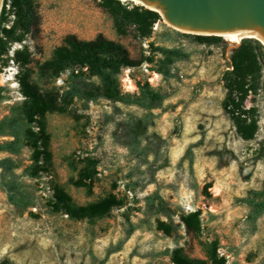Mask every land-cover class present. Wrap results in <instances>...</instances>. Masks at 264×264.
<instances>
[{
	"label": "rangeland",
	"instance_id": "374dc122",
	"mask_svg": "<svg viewBox=\"0 0 264 264\" xmlns=\"http://www.w3.org/2000/svg\"><path fill=\"white\" fill-rule=\"evenodd\" d=\"M33 2L40 19L38 32L22 44H13L9 54L12 58V51L15 54L27 47L30 56L23 59L30 64L24 67L10 61L7 68L0 65V75H17L12 82L0 81V87L9 92V101L0 104V120L10 114L14 104L25 100L20 83L27 71L44 88L52 86L41 81L40 66L71 35L92 41L102 34L122 44L135 61L143 55L149 57L152 44L182 48L190 58L174 65L173 77L168 80L161 75L155 78L153 64L123 69L120 82L124 93H138V85L149 82L168 95L162 109L152 112L153 124L142 131L144 143H151L156 150V155L146 161L135 159L117 144L114 133L129 115L142 118L149 116L147 111L105 100L85 108L75 100L69 115L48 117L52 170L41 179H26L36 192V208L17 210L0 189V264H173L167 251L182 247L191 257L206 259L200 241L213 240L219 241V253L228 264H264V215L252 225L247 221L249 209L237 203L250 191L264 190V57H259L263 69L261 89L246 102L248 108L258 110L259 132L254 141L246 142L222 108L226 97L222 80L232 69L237 46L227 38L211 46L201 44L191 37L176 35L163 20L155 25L149 39L141 40L134 32L121 37L100 0ZM121 2L130 9L143 7L136 2ZM12 3L13 0H2L8 14ZM9 20L8 29L15 17L10 15ZM167 33L174 40L167 41ZM244 41L257 40H242L241 45ZM69 75H63L56 87L66 88ZM126 79L134 83L135 91L127 89ZM93 81L99 84L98 79ZM31 155L30 150H25L20 159L29 165ZM88 157L99 161L92 196L70 184L71 177L77 176L70 164L80 169L81 161ZM55 186L63 187L79 205L109 194L124 200L125 205L114 209L111 218L96 224L74 221L52 212L49 201ZM155 193L168 203L176 225H181L177 236L167 237L157 231L156 220L167 221L165 216L146 213V199ZM194 213H201L200 239L181 221L183 214ZM130 222L134 232L127 240L132 230Z\"/></svg>",
	"mask_w": 264,
	"mask_h": 264
},
{
	"label": "trees",
	"instance_id": "16d2710c",
	"mask_svg": "<svg viewBox=\"0 0 264 264\" xmlns=\"http://www.w3.org/2000/svg\"><path fill=\"white\" fill-rule=\"evenodd\" d=\"M104 9L111 15L114 28L121 37L134 32L141 40L152 37L154 27L162 18L159 13L144 7L130 9L120 0H100ZM15 20L10 29L9 16ZM40 19L33 0H13L9 14L6 9L0 16V65L7 68L10 61L27 67L30 61L28 48L16 52L14 58L9 54L13 44H22L26 39L38 32ZM178 36L191 37L201 44L215 45L221 37H204L186 35L175 32ZM167 41H172L173 35H164ZM152 53L145 55L139 61L130 57L128 50L120 43L108 40L100 34L95 40H80L76 35L68 36L62 46L57 48L53 57L40 66L42 84L34 81L32 73L28 72L21 78V94L25 98L22 103L11 107L10 114L0 120V189L7 196L8 203L19 211H28L37 206V195L34 188L26 182L38 180L49 173L53 167V153L51 151L52 135L49 132L48 117L50 115H69L70 106L75 100L82 102L85 108L91 103L105 100L115 104L137 107L149 112V116L142 118L129 115L125 121L119 123L114 133L117 144L130 152L137 160L146 161L148 157L156 155L151 143H144L142 131L153 124L152 112L161 110L168 95L151 86L149 82L139 84V92L124 93L121 89L120 77L123 69L136 68L144 63L154 65L151 71L161 75L166 80L173 77L174 65L187 61L190 54L182 48H164L151 45ZM160 55L161 58L157 59ZM264 57V47L258 41H244L233 51L232 69L223 76L226 97L222 103L225 114L232 121L239 137L246 141H254L259 132V114L256 107L248 108L246 102L251 95H258L261 89L262 65L259 57ZM70 73L66 88L56 87V82L63 75ZM94 79L99 80L97 84ZM8 89L0 87V104L9 101ZM25 150H30V164L25 165L20 159ZM82 168L72 163L77 176L71 177L70 184L77 189H83L89 196L94 194V187L98 176L99 161L88 157L81 161ZM19 171H22L19 173ZM132 187L129 186V189ZM130 191H134L132 188ZM53 213L67 215L71 220L90 224L112 217L114 209L122 208L124 200L114 194L88 203L79 205L72 196L61 186H55L54 196L49 201ZM240 206L247 207L249 214L247 221L252 225L264 215V190L250 191L247 197L237 199ZM146 213L152 216L163 215L167 221L157 219L156 229L167 237L177 236L181 225H176L173 213L168 203L155 193L146 199ZM33 214V213H32ZM201 213L182 215L181 221L197 238H201L203 230L200 224ZM131 231L127 235L129 240L134 232V225L130 222ZM200 244L206 254V259L191 257L184 248L179 247L172 252L173 264H228L225 256L219 253L218 240L202 242Z\"/></svg>",
	"mask_w": 264,
	"mask_h": 264
},
{
	"label": "water",
	"instance_id": "95a60500",
	"mask_svg": "<svg viewBox=\"0 0 264 264\" xmlns=\"http://www.w3.org/2000/svg\"><path fill=\"white\" fill-rule=\"evenodd\" d=\"M122 1V0H120ZM160 14L172 30L186 35H247L264 46V0H129ZM0 0V16L2 12ZM241 46L237 44L236 48Z\"/></svg>",
	"mask_w": 264,
	"mask_h": 264
},
{
	"label": "bare ground",
	"instance_id": "6f19581e",
	"mask_svg": "<svg viewBox=\"0 0 264 264\" xmlns=\"http://www.w3.org/2000/svg\"><path fill=\"white\" fill-rule=\"evenodd\" d=\"M123 1H129V0H123ZM136 3H139V2L136 1ZM222 37L227 38V40L230 43H233L235 45L241 43L242 40L257 39L255 37L247 36V35H223ZM13 76H14V74L0 75V81H2L3 83L12 82V81H14V77ZM154 76H155L156 79H160V75L159 74H155ZM125 83H126V87H127V89L129 91H135L136 90V87H135L134 83L130 79H126ZM17 86L18 85H15L14 87H17Z\"/></svg>",
	"mask_w": 264,
	"mask_h": 264
},
{
	"label": "built area",
	"instance_id": "2783aa9c",
	"mask_svg": "<svg viewBox=\"0 0 264 264\" xmlns=\"http://www.w3.org/2000/svg\"><path fill=\"white\" fill-rule=\"evenodd\" d=\"M1 10H3V6H2V9H1ZM11 55L13 56L12 58H14V56H15L14 51L11 52ZM12 62H14V61H12ZM14 63H15V62H14ZM14 76H15L14 78L16 79V76H17V75H14Z\"/></svg>",
	"mask_w": 264,
	"mask_h": 264
}]
</instances>
